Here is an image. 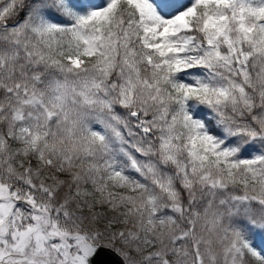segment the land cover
I'll return each mask as SVG.
<instances>
[{"label":"snow or ice","instance_id":"snow-or-ice-1","mask_svg":"<svg viewBox=\"0 0 264 264\" xmlns=\"http://www.w3.org/2000/svg\"><path fill=\"white\" fill-rule=\"evenodd\" d=\"M0 264H264V0H0Z\"/></svg>","mask_w":264,"mask_h":264}]
</instances>
